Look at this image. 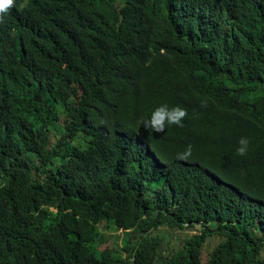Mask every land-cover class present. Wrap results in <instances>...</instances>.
Masks as SVG:
<instances>
[{"label": "trees", "instance_id": "trees-1", "mask_svg": "<svg viewBox=\"0 0 264 264\" xmlns=\"http://www.w3.org/2000/svg\"><path fill=\"white\" fill-rule=\"evenodd\" d=\"M160 104L183 127L145 129ZM162 227L195 232L164 256ZM0 264H264V0H14Z\"/></svg>", "mask_w": 264, "mask_h": 264}, {"label": "clouds", "instance_id": "clouds-1", "mask_svg": "<svg viewBox=\"0 0 264 264\" xmlns=\"http://www.w3.org/2000/svg\"><path fill=\"white\" fill-rule=\"evenodd\" d=\"M14 0H0V14H6L8 9L13 5ZM187 115V110L180 106L170 107L168 104H160L156 106L147 118L143 120V127L151 129L154 133H162L165 131L166 125H175L183 127V121ZM249 139L241 137L238 140L236 154L245 156L248 152ZM192 154V145L185 147L184 151L178 153V159H187Z\"/></svg>", "mask_w": 264, "mask_h": 264}, {"label": "rangeland", "instance_id": "rangeland-1", "mask_svg": "<svg viewBox=\"0 0 264 264\" xmlns=\"http://www.w3.org/2000/svg\"><path fill=\"white\" fill-rule=\"evenodd\" d=\"M195 230H181V229H170V228H164L162 227L159 230H154L150 233L151 238H156L158 240V248L161 250V253L166 256L170 252L171 248L174 247V242L177 238L180 236L185 237L186 234H192ZM112 239L114 242H116L115 246L118 250H121V248L124 245L123 239H126L125 234L123 231H116V230H110L109 231ZM148 236V237H149ZM140 240L142 238L135 237L133 239V245H139ZM220 241V238L217 236L209 237V242L206 244L205 249H212L217 245V243ZM127 254V253H126ZM207 257V255H206Z\"/></svg>", "mask_w": 264, "mask_h": 264}]
</instances>
